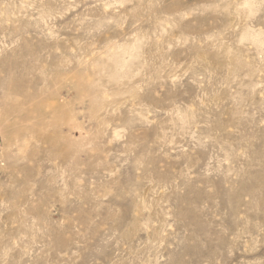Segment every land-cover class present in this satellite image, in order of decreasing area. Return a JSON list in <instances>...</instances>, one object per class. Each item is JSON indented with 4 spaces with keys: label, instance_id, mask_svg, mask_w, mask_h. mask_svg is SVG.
<instances>
[{
    "label": "rangeland",
    "instance_id": "obj_1",
    "mask_svg": "<svg viewBox=\"0 0 264 264\" xmlns=\"http://www.w3.org/2000/svg\"><path fill=\"white\" fill-rule=\"evenodd\" d=\"M0 264H264V0H0Z\"/></svg>",
    "mask_w": 264,
    "mask_h": 264
}]
</instances>
